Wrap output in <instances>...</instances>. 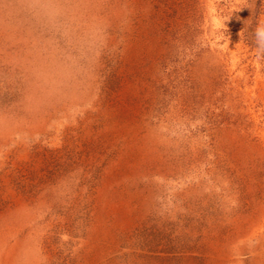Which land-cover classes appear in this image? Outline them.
I'll list each match as a JSON object with an SVG mask.
<instances>
[{"label": "rangeland", "instance_id": "374dc122", "mask_svg": "<svg viewBox=\"0 0 264 264\" xmlns=\"http://www.w3.org/2000/svg\"><path fill=\"white\" fill-rule=\"evenodd\" d=\"M0 264H264V0H0Z\"/></svg>", "mask_w": 264, "mask_h": 264}]
</instances>
